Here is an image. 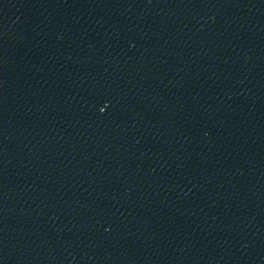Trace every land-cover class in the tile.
Masks as SVG:
<instances>
[{
	"label": "water",
	"instance_id": "obj_1",
	"mask_svg": "<svg viewBox=\"0 0 264 264\" xmlns=\"http://www.w3.org/2000/svg\"><path fill=\"white\" fill-rule=\"evenodd\" d=\"M120 264H264V0H99Z\"/></svg>",
	"mask_w": 264,
	"mask_h": 264
}]
</instances>
